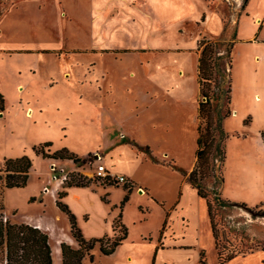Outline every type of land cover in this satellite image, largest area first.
<instances>
[{
    "label": "crops",
    "instance_id": "obj_1",
    "mask_svg": "<svg viewBox=\"0 0 264 264\" xmlns=\"http://www.w3.org/2000/svg\"><path fill=\"white\" fill-rule=\"evenodd\" d=\"M220 1L224 0H22L13 14L0 17V38L4 30L22 31V25L26 39L31 38L0 46V54L16 55L26 66H31L24 58L27 55L65 58L63 65L58 64L57 77H46L43 86L69 92L72 105L87 119L92 111L96 114L98 145L83 154L63 147L81 156L99 151L110 172L126 174L132 182L130 198L122 209L128 237L111 255L101 254L97 247L98 259L110 258L111 264H200L201 251L206 250L208 264H221L208 203L172 165L193 170L197 164L200 41L204 36L222 41L235 33L233 112L224 126L233 118L241 124L237 130L243 132L228 133L235 164L247 179L230 192L224 183L222 191L226 198L251 207L260 208L264 200V0H233V34L216 6ZM29 8L34 9L27 14L33 16V25L19 21L21 10ZM16 86H23V91L30 87L22 82ZM0 93L6 114L9 93L2 84ZM20 105L26 113L28 107ZM38 107L43 112L41 103ZM46 141L52 140L41 143ZM51 148L60 149L54 142ZM121 187L113 182L67 189L63 200L76 213L87 238L115 235L118 206L128 192L126 186ZM118 188L123 189V197L112 201L111 190ZM59 190L52 194L57 208ZM94 190L107 192L109 202ZM154 211L161 216L155 237L145 226ZM57 215L58 220L61 214ZM24 222L48 233L50 243L56 237L58 250L63 241L77 246L70 225L63 230L54 220L50 225L51 221L39 216H29ZM224 264H264V248Z\"/></svg>",
    "mask_w": 264,
    "mask_h": 264
},
{
    "label": "rangeland",
    "instance_id": "obj_2",
    "mask_svg": "<svg viewBox=\"0 0 264 264\" xmlns=\"http://www.w3.org/2000/svg\"><path fill=\"white\" fill-rule=\"evenodd\" d=\"M18 1L22 0H0V17L4 13L13 14ZM233 2V0H224L216 5L222 11L228 24V30L232 34L235 30V24L231 20ZM33 10L32 8L21 10L24 13L20 15L19 21L23 24L24 20L33 25V16L30 14V17H27L28 12L30 11L31 13ZM43 11L46 12L47 9ZM55 13H58V10L53 15ZM25 32L23 25L22 31H16L14 34L4 30V36L0 38V46L5 48L10 43L30 41L31 38L26 39ZM228 39L222 40L224 45L220 49V54L224 53L225 47L233 41L231 37ZM39 57L41 59L35 58L33 55L25 56L27 63H31V66H26L16 55L9 57L0 54V84L4 85L9 93L8 102L10 105V110L6 114L0 111V165L7 157H18L25 154L30 155L33 160L29 181L25 187L2 189L0 199L3 200L6 208L3 211L0 210V218H3L4 221L6 220L5 218L9 220L12 218L15 222H24L29 216H39L51 221L50 225L53 224L54 220L55 224L64 230L70 225L68 215L59 207L57 208L52 199L54 191L58 187L62 189L63 181L58 176L67 175L66 172H71V174L79 173L88 178H94L96 180L94 183H100L97 180L95 169L101 162H104V157H102V160H98V155L101 153L97 150L84 156L79 155L80 153H86L91 146L98 145L97 132L100 131L96 114H93L94 111L89 114L87 119L85 113L74 108L71 103L72 100L69 98V92L63 91V89L45 88L43 86L46 77L49 79L57 77V70L60 69L58 64L63 65L66 62L65 58L52 57L50 54H40ZM73 58L77 59L76 55H73ZM220 79L222 80L221 77ZM19 82L30 87H25L26 89L24 88L23 91L22 86V90H19L16 86V83ZM26 100L28 103H26ZM13 103L15 104L14 107H12ZM19 103L28 107L26 113L25 110H21V105L20 107L18 106ZM40 103L44 107L43 112L38 107ZM30 106L35 108V114H32L33 109ZM28 110H31L30 114L27 113ZM104 123L106 129H109V122L105 121ZM225 127L228 130L227 132H243L238 131L242 128L237 118L229 120ZM43 140H52L51 142H54V147L56 148H64V145L74 148L79 153L78 156L83 158L84 161L77 164L72 159H54L37 154L34 146L40 145ZM50 149L51 152L55 151L51 147ZM225 149V163L221 167V164L217 161V169H222L225 178H229V182H225L227 184L225 191L230 192L242 185L241 179L246 180L247 178L245 175H240L241 171L238 170L235 164L234 147L230 143L229 137L226 139ZM229 151L230 156L228 159ZM55 165H57V170H55ZM61 168L66 171H59ZM245 174L248 175L247 172ZM216 184L217 182L213 178L207 183L211 188H214ZM121 186L123 188L124 185L121 184ZM46 187L49 191L45 190ZM121 188L111 190L109 198L112 201L122 199L123 189ZM262 188L264 190V186ZM93 192L95 194L101 193L102 200L109 202L106 199L107 192L102 190H99V192L94 190ZM118 207L121 210V204ZM259 207L254 210L257 213L256 216L246 210V208L237 205L217 207L216 223L221 230L220 240L225 254L229 250L247 253L264 248V200L259 204ZM57 214H61L58 220ZM160 222L161 216L157 211H154L149 220L145 222L146 228L152 232L153 237L157 234ZM222 231H225L226 237L223 236ZM56 240L54 236L51 239L54 247L57 246ZM224 245L226 248L223 247ZM57 260L60 263V256L55 259L56 263ZM111 263L112 259L102 256L98 259V255H96L94 262H91L88 257L85 259V264Z\"/></svg>",
    "mask_w": 264,
    "mask_h": 264
},
{
    "label": "trees",
    "instance_id": "obj_3",
    "mask_svg": "<svg viewBox=\"0 0 264 264\" xmlns=\"http://www.w3.org/2000/svg\"><path fill=\"white\" fill-rule=\"evenodd\" d=\"M228 29V24H226ZM233 41L225 47V52L220 54L224 42L213 40L207 36L202 37L200 47L202 49L199 63V81L201 85V100L199 108L200 124L197 150V164L193 170L185 169L175 163L173 167L180 171L184 177L198 190L199 195L206 199L213 234L216 240V249L219 262L224 264L240 254L229 250L226 254L220 240L221 230L216 223L217 207L241 206L255 210L245 202L232 201L223 195V185L226 178L221 170L217 169V161L223 167L226 159L225 142L230 134L225 129L226 118L232 115V50ZM222 78V80L220 79ZM5 109V98L0 93V111ZM247 123V121H246ZM264 140V130L261 131ZM51 141L34 146L37 154L50 158L72 159L80 164L84 161L78 154L67 147L51 152ZM136 144V143H135ZM140 150L143 147L136 144ZM48 148V149H46ZM148 153L152 155L151 152ZM154 160H157L153 156ZM33 165L32 157L28 154L18 157H7L0 165V183L2 196L3 188L25 187L28 184L30 170ZM215 179L217 184L214 188L207 185L208 181ZM102 183H113L109 178L97 177ZM96 180L88 178L79 173L69 174L63 180L62 189L58 191L57 206L68 215L70 231L77 246L63 241L61 242L62 264H85L88 257L91 262L95 261L96 249L99 247L101 254L111 255L128 237V227L123 222V206L130 198L132 185H125L128 188L127 194L121 202V212L114 221L115 235H104L101 237L87 238L79 225L76 213L64 202L67 195V188L77 186H90ZM217 205V206H216ZM6 208L3 200L0 199V210ZM258 209V208H257ZM264 212V210H263ZM224 237L225 231H222ZM223 247L226 248L224 245ZM252 252V251H251ZM0 264H54L53 251L49 234L26 222L5 221L0 218ZM200 264H208L206 250L201 251Z\"/></svg>",
    "mask_w": 264,
    "mask_h": 264
},
{
    "label": "built area",
    "instance_id": "obj_4",
    "mask_svg": "<svg viewBox=\"0 0 264 264\" xmlns=\"http://www.w3.org/2000/svg\"><path fill=\"white\" fill-rule=\"evenodd\" d=\"M102 157H103L102 154H99L98 160H102ZM76 167H78V166H76ZM55 170H57V165H55ZM95 170H96V176L97 177L109 178L111 182H114L116 184H123L125 186V185H130L132 183L130 178L126 174H114V173L110 172L108 167L106 166V164L104 162H101L98 165L97 169H95ZM59 171L64 172L66 170L61 168ZM70 173L71 172H66L67 175H65V176L60 175L58 177L63 181L64 179H66L68 177V175ZM45 190L49 191V189L47 187ZM5 219H7V218H5Z\"/></svg>",
    "mask_w": 264,
    "mask_h": 264
},
{
    "label": "bare ground",
    "instance_id": "obj_5",
    "mask_svg": "<svg viewBox=\"0 0 264 264\" xmlns=\"http://www.w3.org/2000/svg\"><path fill=\"white\" fill-rule=\"evenodd\" d=\"M18 89H19V90H22V86H19ZM27 113L30 114V113H31V110H28ZM57 244H58V243H57ZM54 251H55V259H57L58 256L61 257V250H60V249L58 250V246H55V247H54ZM60 259H61V258H60ZM56 264H60L58 260H57V263H56Z\"/></svg>",
    "mask_w": 264,
    "mask_h": 264
},
{
    "label": "water",
    "instance_id": "obj_6",
    "mask_svg": "<svg viewBox=\"0 0 264 264\" xmlns=\"http://www.w3.org/2000/svg\"><path fill=\"white\" fill-rule=\"evenodd\" d=\"M244 208H246V210H248L249 212H251L253 215H255L256 216V212L254 211V210H252V209H249V208H247V207H244Z\"/></svg>",
    "mask_w": 264,
    "mask_h": 264
}]
</instances>
